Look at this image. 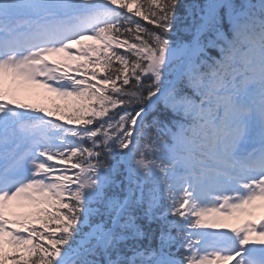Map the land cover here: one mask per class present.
Segmentation results:
<instances>
[{
    "label": "snow or ice",
    "instance_id": "obj_1",
    "mask_svg": "<svg viewBox=\"0 0 264 264\" xmlns=\"http://www.w3.org/2000/svg\"><path fill=\"white\" fill-rule=\"evenodd\" d=\"M264 264V0H0V264Z\"/></svg>",
    "mask_w": 264,
    "mask_h": 264
}]
</instances>
